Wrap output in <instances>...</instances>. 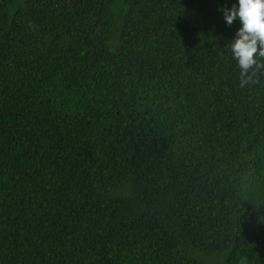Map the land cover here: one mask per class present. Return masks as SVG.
Segmentation results:
<instances>
[{"label": "trees", "instance_id": "trees-1", "mask_svg": "<svg viewBox=\"0 0 264 264\" xmlns=\"http://www.w3.org/2000/svg\"><path fill=\"white\" fill-rule=\"evenodd\" d=\"M232 2L0 0V264H264Z\"/></svg>", "mask_w": 264, "mask_h": 264}, {"label": "clouds", "instance_id": "clouds-1", "mask_svg": "<svg viewBox=\"0 0 264 264\" xmlns=\"http://www.w3.org/2000/svg\"><path fill=\"white\" fill-rule=\"evenodd\" d=\"M218 12L225 26L239 23L228 47L239 69L240 87L256 84L257 72L264 70V0H234Z\"/></svg>", "mask_w": 264, "mask_h": 264}]
</instances>
